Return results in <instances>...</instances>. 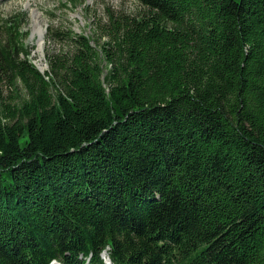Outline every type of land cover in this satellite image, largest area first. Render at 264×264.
I'll return each mask as SVG.
<instances>
[{
  "label": "trees",
  "instance_id": "trees-1",
  "mask_svg": "<svg viewBox=\"0 0 264 264\" xmlns=\"http://www.w3.org/2000/svg\"><path fill=\"white\" fill-rule=\"evenodd\" d=\"M134 1L0 18V264H264V0Z\"/></svg>",
  "mask_w": 264,
  "mask_h": 264
},
{
  "label": "rangeland",
  "instance_id": "rangeland-1",
  "mask_svg": "<svg viewBox=\"0 0 264 264\" xmlns=\"http://www.w3.org/2000/svg\"><path fill=\"white\" fill-rule=\"evenodd\" d=\"M141 9L143 6L134 0H0V18L25 10L27 14L24 26L25 45L29 49L31 62L43 72L48 68L47 53L54 52L60 47V44L47 39L48 26L63 25L94 37L93 31L97 29L99 23L106 21L108 10L135 13ZM34 10L39 12V24L44 30L43 46L40 50L37 49L39 34L33 31L32 25L31 12ZM17 89L21 91L20 83H17ZM14 95L15 88L3 80L0 83V101L12 103L11 98ZM101 258L104 264H108L106 255L101 254Z\"/></svg>",
  "mask_w": 264,
  "mask_h": 264
},
{
  "label": "bare ground",
  "instance_id": "bare-ground-1",
  "mask_svg": "<svg viewBox=\"0 0 264 264\" xmlns=\"http://www.w3.org/2000/svg\"><path fill=\"white\" fill-rule=\"evenodd\" d=\"M32 13V25H33V31L34 32H37L39 34V38L37 40V49L40 50L43 46V34H44V30L41 29L40 27V22H39V12L34 10ZM43 67V65L41 66ZM102 254L106 255L107 256V251H103ZM57 260H53L51 262V264H56Z\"/></svg>",
  "mask_w": 264,
  "mask_h": 264
},
{
  "label": "water",
  "instance_id": "water-1",
  "mask_svg": "<svg viewBox=\"0 0 264 264\" xmlns=\"http://www.w3.org/2000/svg\"><path fill=\"white\" fill-rule=\"evenodd\" d=\"M35 67H36L41 73H43V71H41L40 68H39L38 66L35 65ZM45 67H46V65H45Z\"/></svg>",
  "mask_w": 264,
  "mask_h": 264
}]
</instances>
